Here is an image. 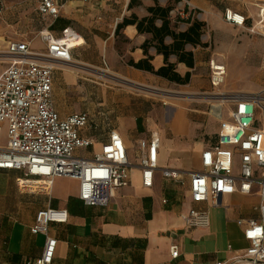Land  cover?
I'll return each instance as SVG.
<instances>
[{"label":"crops","instance_id":"0c3cea01","mask_svg":"<svg viewBox=\"0 0 264 264\" xmlns=\"http://www.w3.org/2000/svg\"><path fill=\"white\" fill-rule=\"evenodd\" d=\"M39 1L0 0V45L5 44V51L9 42H28L33 52H45L38 36L44 29L54 39L73 43L71 63H59L63 70L53 73L54 109L60 118L79 112L89 114L93 128L81 131L80 135L92 139L93 145L87 150H77L76 155L80 158L90 159L93 153L99 152L107 140L108 131L115 129L124 141L132 165L130 183L128 187L118 189L107 206L86 207L78 200L79 184L73 179L55 178L51 185H47L38 179H25L18 171H0V264H25L26 260L40 257L45 238L32 235L29 229L37 212L45 208L66 210L68 214L65 224L50 226L49 235L57 241L51 264H215L230 259L232 252L247 248L248 243L237 221L258 219L256 208L259 201L255 195L226 193L218 207L194 204L185 188L165 181L158 171L154 173L152 188L145 189L141 184L140 170L136 167V140L148 139L151 133H157L160 142L158 169L199 171L200 154L215 144L217 129L208 145L201 146L200 136L196 141V130L189 141L174 145L167 138L166 126L159 129L155 123L141 121L138 124L137 119L127 123L118 108L101 106L94 113L86 104L91 95L83 77L86 67L99 68L104 64L114 75L135 84H174L127 64L129 61L138 63L145 58L142 45L146 43L149 46L150 34H139L135 26H127L114 36L117 24L124 18L131 14L139 18L148 16L146 8L152 6L153 1L137 0L138 5L128 9L131 0H74L65 4L56 20L38 14ZM158 1L164 5L162 0ZM189 3L210 32L220 25V14L212 0H189ZM255 5L254 18L253 10L249 9V13L242 14L246 19L245 28L238 29L249 33L248 30L254 26L260 9L258 4ZM105 23L111 24V38L104 37ZM186 28L184 24L180 30ZM117 38L125 42L127 48L124 52L119 53L115 48ZM166 42L170 40L166 39ZM35 43L43 50L35 49ZM186 49L193 54L192 69L176 63L174 56L169 60L176 64V72L180 76L190 72V84L200 82L197 69L203 64L207 48L187 46ZM148 55L152 57L150 65L154 70L164 66L162 55H158L154 47L148 48ZM6 60L8 63L9 58ZM208 72L210 83L209 67ZM114 112L118 118L112 122ZM200 126L198 123L196 129L200 130ZM170 159L172 164H169ZM23 182L33 184L26 186ZM163 200L166 204L162 203ZM191 208L208 210V228L185 227L181 215ZM172 245L178 247L175 259L170 256Z\"/></svg>","mask_w":264,"mask_h":264},{"label":"built area","instance_id":"2783aa9c","mask_svg":"<svg viewBox=\"0 0 264 264\" xmlns=\"http://www.w3.org/2000/svg\"><path fill=\"white\" fill-rule=\"evenodd\" d=\"M71 1L74 0H40L37 12L56 20ZM171 1H177L176 6L181 8L180 19L187 20L189 13L184 8L193 10L189 0ZM257 20L248 30L250 33L264 24L263 9H259ZM222 21L241 29L246 23L242 14L231 9L224 10ZM38 36L45 52H33L28 42L18 41L9 42L4 51L9 60L0 73V171H18L25 179H38L47 185L55 178L73 179L79 184L78 200L84 206L105 207L118 189L129 186L132 165L126 146L120 134L110 129L107 140L90 159L76 155L77 150H87L93 145L92 139L80 135L81 131L93 128L90 116L79 112L60 118L52 94L53 73L60 68L59 63H71L73 43L54 39L46 29ZM208 67L210 85L215 89L223 83L226 70L214 60H209ZM218 96L222 97L220 104L226 105H221L216 115L219 129L215 144L200 154L199 171L158 169L157 133L136 140V167L145 189L152 188L154 173L158 171L165 181L185 188L194 204L218 207L226 193L255 195L259 201L258 219L237 221L247 248L234 251L230 259L215 264H264V90L253 95ZM162 203L166 204V200ZM181 219L187 229H206L210 224L207 209L191 208ZM67 220L66 210L45 208L37 212L29 231L32 235H43L44 246L39 258L26 260L25 264L52 263L57 241L49 235L50 226L65 224ZM170 256L178 257L176 245L170 247Z\"/></svg>","mask_w":264,"mask_h":264},{"label":"rangeland","instance_id":"374dc122","mask_svg":"<svg viewBox=\"0 0 264 264\" xmlns=\"http://www.w3.org/2000/svg\"><path fill=\"white\" fill-rule=\"evenodd\" d=\"M212 1L220 14V25L217 28L214 27L215 29L211 32L205 25L201 36L202 43L207 44V52L204 54L203 64L197 69V73L201 76L200 82L188 83L187 86L181 87L169 83L135 84L126 78L114 75L106 69L104 64H101L99 68L86 67L83 77L88 85V93L91 94L86 104L92 112L95 113L101 106L105 109L111 106L113 109L120 110L118 112L123 114L127 123H133L137 119L138 124L141 121L145 124L155 123L159 129L166 126L167 138L172 140L174 145L189 141L196 130V141L200 136L201 146L208 145L213 140L215 130L219 129L216 115L220 112V106L226 105V103L220 104L222 97L217 94L253 95L264 90V32L261 30V25L254 33H248L225 24L221 18L225 8L240 14L249 13L248 10L252 9L254 18L257 11L254 4L264 9V0ZM180 10L181 8L175 6L171 12L176 29L179 30L184 27L182 23L184 19L181 20L178 16ZM184 12L189 13L188 9ZM196 14L198 12L193 11L192 14L189 13V16ZM193 18L201 21L199 17ZM254 21H258L256 17ZM251 23L250 21L249 24ZM103 27L104 37H109L111 24L105 23ZM4 46V43L0 45V73L7 66ZM34 48L43 50L38 43H35ZM115 48L120 53L124 52L127 46L121 38H117ZM209 59L221 63L226 69L223 83L215 89L209 83L207 67ZM186 93L190 96H183ZM225 108H222L223 118L227 115ZM117 118L118 115L114 112L112 122ZM198 123L201 124L200 130L196 129ZM81 154L83 155L84 152ZM172 163L170 159L169 164Z\"/></svg>","mask_w":264,"mask_h":264},{"label":"trees","instance_id":"16d2710c","mask_svg":"<svg viewBox=\"0 0 264 264\" xmlns=\"http://www.w3.org/2000/svg\"><path fill=\"white\" fill-rule=\"evenodd\" d=\"M153 5L146 8L148 16L139 18L135 14L124 18L117 24L114 36L127 26H135L139 34H150L152 36L149 46L145 43L142 45V51L145 58L138 63L129 61L127 64L138 70L146 71L152 75L162 78L170 83L184 86L190 82V72L180 76L176 72V64L170 62V57L176 58V63L184 64L188 69L194 67V58L187 46L192 48L202 47L207 48L206 43H202L201 36L203 34L205 23L197 19H192L191 16L187 20H182V23L187 25L183 31L176 29V24L171 16V12L177 5V1L168 0L164 5H160L158 0H152ZM138 5L137 0H131L128 4V9ZM187 10V8H184ZM194 10L189 11L193 13ZM172 20L174 21L172 23ZM169 39L170 42H166ZM154 47L158 55H162L164 66L158 70L150 65L152 57L148 55V48Z\"/></svg>","mask_w":264,"mask_h":264},{"label":"bare ground","instance_id":"6f19581e","mask_svg":"<svg viewBox=\"0 0 264 264\" xmlns=\"http://www.w3.org/2000/svg\"><path fill=\"white\" fill-rule=\"evenodd\" d=\"M256 6V5H255ZM262 8V7H261ZM264 10V9H263ZM261 30L264 32V25L261 26ZM154 92V91H153ZM161 94V93H160ZM217 95H221V93L217 94ZM175 96H179V95H175ZM182 96V95H181ZM183 96H190V94L186 93ZM196 99V98H194ZM165 105V104H164ZM24 184H26V186H31L33 183L31 182H23Z\"/></svg>","mask_w":264,"mask_h":264}]
</instances>
